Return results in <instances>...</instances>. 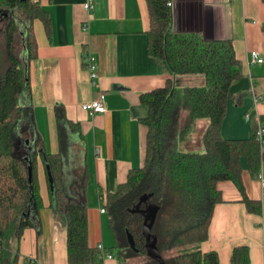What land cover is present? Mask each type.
<instances>
[{"label": "trees", "instance_id": "trees-1", "mask_svg": "<svg viewBox=\"0 0 264 264\" xmlns=\"http://www.w3.org/2000/svg\"><path fill=\"white\" fill-rule=\"evenodd\" d=\"M169 2L147 0L148 54L165 60L171 77L165 85L140 96L148 109L140 118L147 127L144 165L132 169L126 181L104 196L114 236L110 249L116 251L121 264H162L148 256L144 215L133 212L141 197L149 195L140 209L159 206L152 233L165 264H220L217 251L199 247L208 240L215 208L223 201L220 184L233 182L247 210L260 213L261 202L246 192L243 164L253 178H259L264 154L254 118L248 139H226L221 133L231 85L244 75L233 41L173 32ZM36 20L47 29L51 26L39 0H0V24L5 25L0 31L6 37L8 56L4 69L0 58V264L17 263L24 230L39 227L28 217L32 203L37 208L40 204L38 164L44 153L30 97V65L38 55ZM18 35L21 55L16 53ZM239 99L235 98L237 103ZM54 112L59 148L45 155L54 181L55 220L66 230L68 263L97 264L104 259L100 248L89 244L85 137L63 104L55 105ZM261 118L264 123V115ZM200 119L207 120L204 126ZM195 128L201 129L198 150L181 149L180 142L191 141ZM231 262L250 264L248 246H236Z\"/></svg>", "mask_w": 264, "mask_h": 264}, {"label": "crops", "instance_id": "crops-1", "mask_svg": "<svg viewBox=\"0 0 264 264\" xmlns=\"http://www.w3.org/2000/svg\"><path fill=\"white\" fill-rule=\"evenodd\" d=\"M39 2L48 11L51 25L47 29L41 20L34 22L38 55L30 65V97L44 153L38 164L40 204L37 208L32 203L28 217L39 227L24 230L15 264H69L66 230L55 220L54 187L45 155L59 148L54 112L57 104H63L68 118L80 123L85 137L89 244H102L106 254L113 255L97 264H121L116 251L110 249L114 236L108 215L101 213L104 196L126 181L132 169L144 165L147 127L140 118L148 109L140 96L165 85L171 68L165 60L148 54L147 0H97L91 13L84 9L85 0ZM170 2L173 32H196L207 40L233 41L244 75L231 85L221 133L226 139L250 138L253 125L247 113L264 115V61L251 60L253 50L264 58V2ZM90 55L97 60L95 86L86 67ZM100 93L106 103L105 113L90 114L81 108ZM243 169L246 192L261 202L262 210L249 212L233 182L220 184L223 201L215 208L208 240L199 245L205 252L217 251L220 264H233L231 255L236 246H248L250 264H264V193L260 183L264 160L259 178L250 175L245 163Z\"/></svg>", "mask_w": 264, "mask_h": 264}, {"label": "built area", "instance_id": "built-area-1", "mask_svg": "<svg viewBox=\"0 0 264 264\" xmlns=\"http://www.w3.org/2000/svg\"><path fill=\"white\" fill-rule=\"evenodd\" d=\"M96 3H97V0H85L84 9L87 12L91 13L95 8ZM168 5L171 6L172 3L169 2ZM251 60L253 63H262L264 61V58L260 51L253 50L251 51ZM86 66L90 73L91 84L92 86H95L97 78H98L96 58L90 55L87 59ZM103 98H104L103 94L100 93L93 100L82 104L81 108L90 114L105 113L107 111V107H106V103ZM246 118L248 120H252L254 118V121L256 122V125H257V132H256L257 140L259 141V144H260L261 153L264 154V123L262 121V118L258 113L256 114L247 113ZM260 183H261L262 191L264 193V178L263 177L260 178ZM105 212H106V209L102 207L101 213H105ZM98 247L103 253V256H102L103 259L107 257L112 258L111 254H106V251L102 244H99ZM263 251H264V243H263Z\"/></svg>", "mask_w": 264, "mask_h": 264}, {"label": "water", "instance_id": "water-1", "mask_svg": "<svg viewBox=\"0 0 264 264\" xmlns=\"http://www.w3.org/2000/svg\"><path fill=\"white\" fill-rule=\"evenodd\" d=\"M51 174V184L54 187V181ZM149 195H143L141 197L140 203L136 206V209L133 210V212H139L144 215V223H143V234L146 237V248H147V254L151 258L158 260L160 263L165 264L161 254L157 248V239L155 236H153L152 233V227L156 220L157 213L159 211V206L157 204H149L146 208L140 209V205L142 202H146L149 199ZM128 241L130 246L135 249V243L133 240V237L128 234Z\"/></svg>", "mask_w": 264, "mask_h": 264}, {"label": "rangeland", "instance_id": "rangeland-1", "mask_svg": "<svg viewBox=\"0 0 264 264\" xmlns=\"http://www.w3.org/2000/svg\"><path fill=\"white\" fill-rule=\"evenodd\" d=\"M5 25L3 24H0V27H3ZM21 37H19L18 35V39H17V54L18 55H21L22 52H23V49H22V42H21ZM0 58L1 60L3 61V68L4 69L6 67V64H7V59H8V56H7V45H6V37L3 36L2 32L0 31ZM207 120L206 119H200L199 120V123L204 126L206 124ZM200 134H201V129L199 128L197 130V128H195L194 130L191 131V141H181L180 142V148L183 149V150H198V145L200 144ZM187 143L189 144V147L187 145ZM195 146V147H194ZM105 218H107V216L105 215ZM113 245H114V242H113ZM112 245V246H113Z\"/></svg>", "mask_w": 264, "mask_h": 264}, {"label": "flooded vegetation", "instance_id": "flooded-vegetation-1", "mask_svg": "<svg viewBox=\"0 0 264 264\" xmlns=\"http://www.w3.org/2000/svg\"><path fill=\"white\" fill-rule=\"evenodd\" d=\"M7 18H8V17H6V18H3L2 20H3V21H5Z\"/></svg>", "mask_w": 264, "mask_h": 264}]
</instances>
